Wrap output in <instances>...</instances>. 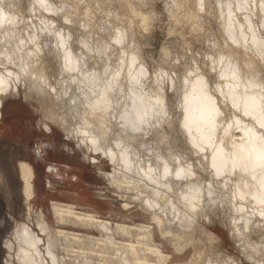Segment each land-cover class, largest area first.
<instances>
[{
	"label": "bare ground",
	"instance_id": "bare-ground-1",
	"mask_svg": "<svg viewBox=\"0 0 264 264\" xmlns=\"http://www.w3.org/2000/svg\"><path fill=\"white\" fill-rule=\"evenodd\" d=\"M24 1L0 0V116L8 98L23 95L41 111L40 123L48 129L60 124L97 166L101 168L107 160L108 171H113V163H117L138 176L112 177L117 182L106 186L112 191L105 194L109 204L105 211L77 192H69L70 201L51 199L37 206V172L30 161L20 160L28 217L39 227L36 231L30 223L18 224L17 253L22 264H246L235 256L219 259L212 258L211 253L205 255L207 245L218 246L221 237L197 220L202 189L194 180L203 164L209 197L218 199L231 215L228 222L221 223H229L233 235L243 241L248 259L264 264L263 246L250 237L252 224L264 219V0L195 1L203 17L220 14L221 35L226 43L220 44L217 55H212L213 64L208 68L197 61L196 68L192 65L190 72L186 69L183 74L163 67L161 73L152 71L130 24L117 34L108 24L104 30L99 26L96 35L89 33L80 39L83 34L78 35L70 27L63 30L54 23L53 11L59 10L58 4L35 0L31 9L42 4L50 13L44 12L40 24L32 19V26L24 14ZM127 3L148 26L150 13L133 0ZM89 25V21L81 22L82 29ZM88 43L89 49L99 52L103 59L115 62L119 74H128L133 86L145 84L146 77L158 83L153 94L162 107L164 83L169 88L178 87L179 129L190 149L200 153L201 165L192 160L191 169L181 160L174 170L173 162L165 160L164 167H160L149 156L137 161L129 158L130 144L112 143L104 121L99 119L111 102L112 87H86L90 74H98L101 69L91 66L89 51L83 47ZM165 53H169L167 48ZM56 63L61 65L60 72L56 71ZM109 64L103 66V71L112 70ZM90 68L91 73L87 71ZM58 73L69 80L66 86L51 79ZM92 79L95 82L96 77ZM71 88L80 89L82 94L94 93L78 130L60 119L55 109L62 100L67 101ZM130 105L122 115V129L141 127L153 118L155 110L140 96L134 94ZM184 179L187 186L179 193L181 196L152 195L146 186L153 182L172 190ZM48 183H52L50 179ZM189 217L193 220L188 223ZM7 244L11 247V241ZM8 263L15 264L11 260Z\"/></svg>",
	"mask_w": 264,
	"mask_h": 264
},
{
	"label": "rangeland",
	"instance_id": "rangeland-1",
	"mask_svg": "<svg viewBox=\"0 0 264 264\" xmlns=\"http://www.w3.org/2000/svg\"><path fill=\"white\" fill-rule=\"evenodd\" d=\"M51 1L60 6L57 12L53 11L54 23H58L63 30L70 27L78 35L83 34L79 36L80 39L89 33L96 35L97 33L94 32L99 26L104 30L110 25L113 27L112 33L117 34L125 24H130L137 36V46L148 66L152 71L156 69L157 73L162 72V67L169 68L175 74L176 72L183 74L187 70L190 72V66L194 65L196 68L197 61L208 68L213 64L212 55H217L220 44L226 43L221 35L220 14L203 17L199 14L198 3L195 4L198 0H133L137 7L150 13L148 26L141 23L139 17L129 7L127 0ZM24 3L27 4L24 14L32 26L35 25L32 19L35 18V21L40 24L45 19L44 12L50 13L44 11L42 4H38L36 9H31L36 4L35 0H25ZM85 20L89 21L90 25L82 29L81 22ZM108 33L112 41L111 31ZM89 43L84 44L83 47L89 51L91 66L101 69L95 75L90 72L91 68L87 70L91 74L86 87L93 86L95 90L112 87L111 102L104 115L99 118L104 121L112 143L114 145L130 144L132 150L128 153L129 158L137 161V158L149 156V159L160 167H164L165 160L173 162L174 170L179 168L181 160L191 169L190 161L192 160L198 161L201 165L198 159L200 153L190 149L179 129L181 114L178 106V87L169 88L167 83H164L165 104L162 107L155 101L153 94V89L158 86V83L146 77L145 84L133 86L128 74H119L113 64L115 62L111 63L103 59L99 52L89 49ZM165 48L169 50V53H165ZM119 50L123 55L124 48L121 44ZM95 58L100 61L95 62ZM107 63H110L112 67L108 73L106 70L103 71V66ZM56 66L59 67L56 71L60 72L61 65L56 63ZM163 74L167 79L166 73L163 72ZM61 77L63 76L58 73L51 79L56 80L59 85L66 86L69 80ZM93 77H96L95 82ZM82 93L80 89L71 88L66 95L67 101L62 100L55 106L60 113V119L64 118L66 122L72 123L77 130L81 124L80 120L90 109L89 100L94 96L91 91ZM134 94L140 96L149 108L155 110L153 118L141 127L122 129V115L129 111ZM40 117L41 111H37L32 101L25 99L23 95L8 98L0 116V264H9L8 260L15 264L23 263L17 253L19 239L16 231L20 222L30 223L36 231L39 230L34 220L30 221L28 217L23 194V180L20 176V160L30 161L37 172L35 180L38 192L37 206L48 204L51 199L70 201L72 196L69 192H77L88 197L99 209L105 211L109 209L105 194L112 191L106 186L117 182L112 177L121 175L137 179L138 176L133 172V175L129 174L125 167L117 163H113V171H108L107 160L100 168L87 158L82 145L69 136L60 124H53L52 128L48 129L39 122ZM203 166L194 180L202 189L198 224L214 230L221 237L218 246L207 245L205 255L211 253L212 258L218 256L219 259L229 255L235 256L246 264H259L254 259H248L246 246L242 245L243 241L239 240V237L233 235L229 223L227 225L221 223L223 220L231 219V215L218 199L209 197L206 187L209 179ZM48 179L52 183L49 184ZM186 180L176 183L172 190H169L166 185L153 184V182H147L146 186L151 190L149 194L152 195L165 197L167 193L181 196L179 193L186 188ZM187 215L192 214L187 212ZM190 220L193 218L189 217L188 223ZM247 230L249 231L248 228ZM250 232L252 242L263 246L264 251V219L254 222ZM9 241H11V247L7 244ZM205 241L208 242L206 239ZM262 250L256 254L259 255ZM50 263L52 264V261Z\"/></svg>",
	"mask_w": 264,
	"mask_h": 264
}]
</instances>
